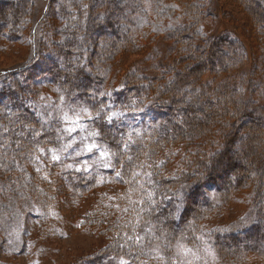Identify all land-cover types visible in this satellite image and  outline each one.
<instances>
[{
    "label": "trees",
    "instance_id": "1",
    "mask_svg": "<svg viewBox=\"0 0 264 264\" xmlns=\"http://www.w3.org/2000/svg\"><path fill=\"white\" fill-rule=\"evenodd\" d=\"M43 1L34 22L32 0H0L4 43L40 23L36 50L0 69V184L15 169L17 192L47 218L66 194L76 228L102 240L78 264H184L181 251L204 244L219 264L264 256V0H230L254 57L234 33L205 31L215 12L228 19L220 0ZM128 55L139 60L123 65ZM42 89L81 127L44 114L55 102L43 107ZM75 135L69 149L107 148L111 167L82 149L51 157L47 177L24 176L37 150ZM237 193L245 214L231 213Z\"/></svg>",
    "mask_w": 264,
    "mask_h": 264
},
{
    "label": "rangeland",
    "instance_id": "2",
    "mask_svg": "<svg viewBox=\"0 0 264 264\" xmlns=\"http://www.w3.org/2000/svg\"><path fill=\"white\" fill-rule=\"evenodd\" d=\"M220 2L224 9L229 12L228 19L221 20L220 15L215 12L216 14L213 17L215 19L204 23L205 31L211 34H218L223 31L234 33L243 42L250 57H254L250 43L243 40L247 33L245 27H243L241 9L230 0H220ZM32 4L35 12L33 21H39L44 1L32 0ZM33 23L28 30L24 31L19 43L9 44L0 40L1 70L22 64L31 55L30 53L36 50L34 45L37 43L40 23L38 22L36 27L33 26ZM166 44L168 45L169 42L161 41L162 46ZM137 60H139L137 55H128L124 56L122 62L123 65H127ZM245 68L248 69V66H245L243 70ZM37 99L41 101L43 107L46 103L55 102L50 112L43 110L44 114L51 116L56 113L58 117L63 119L67 129L76 127L71 121L77 118L69 116L70 113L67 111H60L61 101L59 98L56 101L52 90L42 89ZM78 136H73V139L67 143V147H61L58 150L57 148L45 151L37 150L36 156L32 158L30 164L26 165L25 168L27 169H24V176L26 178L30 175L31 177H47L52 165L49 159L51 157L53 159V152H57V156H59V159L54 161L61 163L60 159L63 157L61 155L63 152L87 150V145L91 143L86 141L82 143L83 146L80 149L77 146L69 149L71 143L77 140ZM65 167L62 166L60 169ZM14 171L15 169L9 173L7 179L3 178L0 184V264H78L82 257L87 256L102 245L101 239L82 233L76 228V212L70 211L69 198L65 196L66 194L63 191H60L56 200H48L46 208H50L49 206L53 203V210L50 217L47 218L41 213V206L35 198L17 192L21 185L15 183L14 177L17 174ZM19 171H21V168L16 170L17 173ZM55 173H57V170L53 172V175ZM10 182H13L14 187L11 186ZM58 189L60 190V188ZM245 198L246 195L243 193L235 194L230 203L231 213H247L244 203ZM218 222L219 220L213 219L209 224L216 225ZM204 245L198 248L183 249L180 253V259H183L184 264H219L214 252L206 244ZM250 264H264V256L253 258Z\"/></svg>",
    "mask_w": 264,
    "mask_h": 264
},
{
    "label": "snow or ice",
    "instance_id": "3",
    "mask_svg": "<svg viewBox=\"0 0 264 264\" xmlns=\"http://www.w3.org/2000/svg\"><path fill=\"white\" fill-rule=\"evenodd\" d=\"M91 114H89L90 116ZM99 115V114H98ZM117 115H122V113L118 114V113H112L111 115H109L107 117V119L109 121H111L113 119L114 116H117ZM67 119V117H66ZM72 124L76 125V127H81V125L79 124V117H77L76 120H73L71 121ZM76 127H72V128H69L68 131L69 132H72V131H75L76 130ZM91 135L95 136V135H98V133H92ZM130 143H132L131 141V137L129 136V140L128 142H126L124 144V148L127 149L130 145ZM93 149H96L97 151H99L100 153V157L103 158V166L104 167H111V156L112 155H115L114 153H110V151L107 149V148H104V149H100V147L98 145H96L95 143H91V144H88L87 145V151L91 152ZM53 159L54 160H58L59 159V156L57 155H53ZM117 176L120 175L119 172L116 173ZM131 239V237H129ZM139 239V237H137V240ZM162 259V258H161ZM121 264H128L127 261L125 260H121Z\"/></svg>",
    "mask_w": 264,
    "mask_h": 264
}]
</instances>
